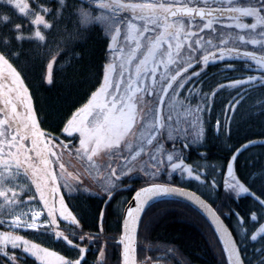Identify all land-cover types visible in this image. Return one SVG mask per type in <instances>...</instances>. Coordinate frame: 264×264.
<instances>
[{
  "label": "trees",
  "instance_id": "1",
  "mask_svg": "<svg viewBox=\"0 0 264 264\" xmlns=\"http://www.w3.org/2000/svg\"><path fill=\"white\" fill-rule=\"evenodd\" d=\"M27 2L30 11L44 13L48 26L40 36L34 37L31 16L25 15L11 0H0V52L24 78L34 97L41 126L60 134L69 116L90 99L106 74L111 57L106 24L98 22L97 10L82 0ZM84 14L88 17L84 18ZM50 49L53 55L57 49L62 51L54 67L66 65L53 68L49 75L48 63L53 60V55L50 58L48 54ZM223 73L221 68L219 71L207 68L196 82V87L205 95L201 101L205 105L207 102V107L213 106L207 94L220 85ZM237 73H241L238 68L225 70L231 80ZM218 91L220 95L229 94L232 108L229 116L220 117V131L215 133L213 124L217 117L210 112L204 120V135L199 144L191 145V139L184 138L183 130L175 135L189 144L188 149L179 146L178 158L186 161L199 177L192 179L175 174L171 178L174 183L199 193L215 207L232 229L245 264H264V145L250 148L237 158L235 179L249 193L240 195L223 190L227 160L235 149L246 141L264 137V71L260 78L249 76L242 84L224 85ZM257 101L261 103L257 105ZM174 121L177 120L167 118L168 123ZM229 121L231 136L226 134ZM165 144L168 150L177 149L173 142ZM160 178L166 179L167 175L163 173ZM133 183L135 187L143 186ZM133 191L134 188L114 196L105 209L103 229L99 220L107 193L63 191L78 225L64 232L56 249L75 258L84 246L87 255L83 264H120L118 240L122 210ZM237 213L243 217L242 222ZM143 218L137 239L139 264H229L214 227L206 215L188 202L165 198L148 207ZM0 228H4L1 223ZM24 233L53 246L52 234L32 230ZM0 264L40 263L21 247L9 246L6 251L0 248Z\"/></svg>",
  "mask_w": 264,
  "mask_h": 264
},
{
  "label": "rangeland",
  "instance_id": "2",
  "mask_svg": "<svg viewBox=\"0 0 264 264\" xmlns=\"http://www.w3.org/2000/svg\"><path fill=\"white\" fill-rule=\"evenodd\" d=\"M103 1L105 0H97V2ZM11 2L18 6L19 10L25 15L31 16L32 24L35 27L32 35L34 37L40 36L41 32L43 33V28L49 24L44 13L42 11H30L27 0H11ZM103 4L104 6L110 5L108 2ZM98 14L95 19L98 22L101 21L103 24H106L108 29L113 27L114 23L117 22L116 18L108 16L105 11ZM83 17L87 18L88 15L84 14ZM118 19L122 21L121 18ZM41 24L44 25L40 26ZM127 28L126 26H121L120 30L124 33L128 30ZM168 42H174V38L170 37ZM52 52L53 50L51 49L48 52L50 58L53 55ZM61 53L62 51L57 49L53 55V60L48 63L49 75L53 68L66 65L62 63L54 67V64L60 61ZM127 53L130 54V48L127 50ZM191 53L190 51L179 53V59L180 57H185L180 66L160 68L153 66L145 69L130 67L129 65H125L126 62L124 60L126 58H121L117 62L116 67L113 68V86L111 89H106L109 92L106 97L111 98L107 100L105 106H108L107 108H110L111 111L115 110L116 112V108L117 111H123L125 105H130V117L129 119L125 118L123 121L119 119L111 121L112 118L109 121H103L105 118L103 114H108L105 113L108 109L105 112L102 111L104 108L101 110L95 109V105L97 104L96 98L103 91V89H96L100 92L95 93L87 102L77 108L63 126L64 131L68 135H72L70 130L75 127L77 122L81 121L80 119L83 117L88 118V125L91 130L88 128L85 132L80 131L79 136L81 138H79L76 148L68 147L64 149L62 147L60 149L56 143L53 144L50 139L52 134L47 135L48 133L43 131L38 124L36 114L28 99L27 90V98L24 97L23 93L24 109H22L20 115L25 113L31 116V122L39 131L41 146H49L53 149L51 160H53L56 166L64 168L70 174L80 173L87 184H91L92 179L90 177H94L98 181V191L103 190L109 193L113 187L118 186L119 183L116 181L120 178L121 173V177L130 178V182L137 178L134 180L135 184H142L143 186L148 184L174 183L171 177L176 173L192 177V173L195 172H191L192 167L184 165L179 161L178 155L180 151L176 144L181 139L177 140L175 135L180 132L179 129L183 126V136L185 139H191V145L199 144V140L204 135L203 124L206 123L204 120L207 114L210 113L209 107L203 108L202 103L197 107H191L190 110L186 109L193 99L196 98V101H198L196 97L198 90L195 92V80L198 75H202V68H195L184 74L170 92L167 106L164 109L165 118H173L177 121L168 123L163 117L165 121V130L163 129V131L158 130L155 121L156 108L166 82L177 70L189 64V61L192 60L190 57ZM111 54L113 53L111 52ZM163 54L157 53L155 59H162L161 56ZM123 55L127 56L126 54ZM164 55L172 57L173 52H168ZM0 57L3 59H0V71L2 72L0 74V86H6L10 90L11 87L7 85L14 84V80H17L16 78L18 76L21 77V75L2 54H0ZM251 69L250 75L258 77L259 70H264V61H257L254 66H251ZM107 71L108 67H106V73ZM107 76L105 74L102 80L103 84H105ZM117 77H120L121 81H117ZM185 85L188 88L192 87V90L187 92L186 96H182ZM203 98H205V95ZM0 117H2L1 114ZM213 128L214 131L218 132L219 125L214 123ZM101 131H103V134H100ZM101 135H103V139L100 145L98 144L100 146V151L98 152L97 147H93L92 143L93 139H98ZM167 137H169V140ZM9 138L7 124L0 121V141L6 142L10 140ZM167 142H173L177 149L173 147V149L168 150L165 144ZM185 144L184 142L182 143L183 146ZM120 156L126 157L124 164L120 168L122 169L121 173L120 169L115 168L112 164ZM112 157L115 161H108ZM109 171L111 174L108 177L102 175H108ZM163 173L167 175L166 179L160 178ZM72 176L74 180H78V176ZM193 177H199V175ZM20 182L24 183L25 179L20 181L18 175L10 174L8 170L0 167V223L5 227L4 229L0 228V248L6 251L9 246L21 247L24 252L32 255L40 264H66L68 262L67 257L38 242L36 238H31V236L21 232V230L30 229V225L34 223L39 228L41 225H45V222L42 218L43 213L40 207L31 204L26 206L19 204V201L23 198L21 197V193L25 192L18 190L25 187ZM237 186L234 182L230 183L229 191L236 192V194L239 193L240 195L249 193L247 187L241 186L238 188ZM79 189L85 191L84 185L79 187ZM49 192L31 191V194L45 205L46 202H49ZM51 193L52 200L50 201V205L54 207V213L60 215L62 218L69 215L70 211L62 191H51ZM104 193L106 194V192ZM40 217L42 220H40Z\"/></svg>",
  "mask_w": 264,
  "mask_h": 264
},
{
  "label": "flooded vegetation",
  "instance_id": "3",
  "mask_svg": "<svg viewBox=\"0 0 264 264\" xmlns=\"http://www.w3.org/2000/svg\"><path fill=\"white\" fill-rule=\"evenodd\" d=\"M107 2L110 5L99 6L95 3L94 6L117 20L113 27L105 30L113 53L109 67L115 68L121 58H126L125 65L140 69L180 66L185 57L179 59V53L190 51L193 54L190 55L192 60L189 64L195 63V68H202V74L207 68H216L217 71L221 68V72H224L219 79L220 85L209 96L210 104L213 105L212 108L209 107V111L224 114V117L229 115V94L223 92L220 95L219 87L240 82L246 75H250L253 69L251 66L258 61L255 54L264 52V5H261L260 0L104 1ZM177 7L190 8L192 14L169 17L170 10ZM247 10H251L250 15L246 14ZM121 26L128 27V30L122 33ZM170 37L174 38V42H168ZM129 48L130 54L127 53ZM168 52H173L172 57L164 55ZM157 53H164L162 59H155ZM225 68H238L240 72L244 69V73L235 74V79L231 80V76L225 74ZM112 76H108L100 88L103 91H99L95 105V109H108V114L111 109L105 104L111 97H106L109 93L106 89L113 86ZM119 80L120 77H117V81ZM7 86L11 89L0 86V114L3 117H0V121L7 124L10 140L0 141V167L10 174L18 175L20 181L25 179L24 183L20 182L25 187L18 189L19 191H50L51 195V191H70V173L51 160L52 148L40 145L41 137L37 127L31 122V116L25 113L20 115L24 109L21 83L14 80V84ZM114 114L107 115L103 121L111 118V121L129 119L130 105H125L123 111H117L115 116ZM55 138L58 139L52 140L53 144L59 142L64 149L70 147V141L65 137L62 139L55 135ZM119 182L114 190L122 187L118 191L126 192L134 187L130 178L120 177ZM31 200L38 198L32 195ZM61 221L63 222V218L56 223ZM59 225L62 233L64 226ZM52 230L54 237L60 236L58 229ZM58 241L54 240V244H59Z\"/></svg>",
  "mask_w": 264,
  "mask_h": 264
},
{
  "label": "water",
  "instance_id": "4",
  "mask_svg": "<svg viewBox=\"0 0 264 264\" xmlns=\"http://www.w3.org/2000/svg\"><path fill=\"white\" fill-rule=\"evenodd\" d=\"M192 13L191 10L187 8H174L172 9L168 16H180V15H190ZM195 66L191 65L184 69H180L173 78L170 80L168 85L166 86L163 95L161 97V101L159 104L158 114H157V123L158 128L161 129L162 127V108L166 96L171 88L172 84L179 78L183 73L190 70ZM264 139H257L252 141H259ZM247 143V142H246ZM245 144V143H244ZM255 145H264V143H258ZM242 146V145H241ZM240 147L237 148L239 150ZM254 146V145H252ZM251 146V147H252ZM250 148V147H249ZM248 149V148H247ZM246 149V150H247ZM244 150V151H246ZM236 152V151H235ZM234 154L232 157L234 158ZM243 152V151H242ZM241 152V153H242ZM240 153V154H241ZM227 170L225 173V181H224V188L226 189L228 184V178H230L234 173V165L232 160L228 161ZM114 193H112L107 201L104 204L103 210L100 216V226L103 227V218L104 212L108 202L113 198ZM174 198L178 200H183L186 203L193 205L197 208L201 213L206 215L214 229L216 230L223 247L225 249L226 255L228 256V260L230 264H245L241 251L240 245L236 240V237L228 226V224L224 221V219L218 215L217 210L212 206V204L203 198L201 195L196 194L195 191L183 188L176 185H169V184H151L144 186L143 188L137 190L134 195L132 196L129 204L126 208H124L122 226H121V239L120 247H121V264H138V235L139 229L141 225V221L143 216L150 205L153 203L162 200V199ZM66 221L72 222L73 219L67 218ZM85 253L83 257L78 261L77 264H81V261L84 259Z\"/></svg>",
  "mask_w": 264,
  "mask_h": 264
},
{
  "label": "snow or ice",
  "instance_id": "5",
  "mask_svg": "<svg viewBox=\"0 0 264 264\" xmlns=\"http://www.w3.org/2000/svg\"><path fill=\"white\" fill-rule=\"evenodd\" d=\"M260 2H261V5H264V0H260ZM257 11H258V9H257ZM246 14L250 15L251 14V10H247ZM256 103L258 105L261 102L257 101ZM228 107L231 109L230 105H228ZM233 115H234V113H233ZM217 124H219V121H217ZM226 134L228 136H231V122L230 121L228 122V128H227V133ZM258 143H264V140H259V141H251V140H249L247 143L242 144L241 148L235 152L234 158L232 156H230V158L228 160H232L234 167H236L237 157L240 155V153L242 151L246 150L247 148L251 147L252 145H255V144H258ZM237 216L242 222L243 221V217L240 216L239 213H237Z\"/></svg>",
  "mask_w": 264,
  "mask_h": 264
},
{
  "label": "bare ground",
  "instance_id": "6",
  "mask_svg": "<svg viewBox=\"0 0 264 264\" xmlns=\"http://www.w3.org/2000/svg\"><path fill=\"white\" fill-rule=\"evenodd\" d=\"M257 139H264V137H261V138H255V139H253V140H257ZM251 141H252V140H251ZM246 142H248V141H246ZM246 142H244V143H246ZM244 143H243V144H244ZM258 146H259V145H258ZM235 151H237V150L235 149ZM235 151H234V152H235ZM30 227L36 229V228H37V225L33 224V225H30Z\"/></svg>",
  "mask_w": 264,
  "mask_h": 264
}]
</instances>
